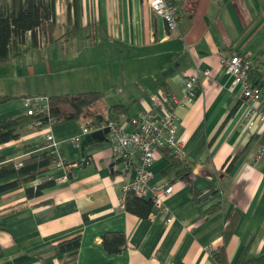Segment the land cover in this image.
<instances>
[{"label": "crops", "instance_id": "crops-1", "mask_svg": "<svg viewBox=\"0 0 264 264\" xmlns=\"http://www.w3.org/2000/svg\"><path fill=\"white\" fill-rule=\"evenodd\" d=\"M150 1L80 0L74 25L72 12L67 23L72 0L60 2L64 18L57 15V0L49 44L30 49L26 35L28 51L0 66V96L19 98L0 105V121L24 116L29 97L99 92L103 100L92 112L104 119L110 108L122 106L125 113L116 120L123 125L150 108L151 94L174 97L182 102L175 108V135L191 173L184 179L164 173L172 155L158 151L149 185H172L173 192L163 198V214L152 209L153 217L141 219L125 211L121 189L132 181L135 164L124 170L108 136L87 145L86 163L78 165L88 121L41 130L25 125L17 140L0 145V165L58 153L67 169L54 165L29 185L0 191V264H218L212 253L233 217L226 264H235L249 240L251 256L264 254V111L240 87L230 90L221 64L236 54L264 83V0H165L178 10L174 30ZM194 76L196 95L185 98V80ZM249 109L256 115H247ZM46 135L54 147L46 148ZM16 180L1 179L0 188ZM45 180L54 184L27 200L25 190ZM116 232L125 235L126 248L108 255L102 237ZM75 238L80 247L70 262L69 254L56 250Z\"/></svg>", "mask_w": 264, "mask_h": 264}, {"label": "trees", "instance_id": "trees-1", "mask_svg": "<svg viewBox=\"0 0 264 264\" xmlns=\"http://www.w3.org/2000/svg\"><path fill=\"white\" fill-rule=\"evenodd\" d=\"M56 0H0V66L8 64L12 59L17 58L28 51L23 48L26 35L30 36V49H37L41 35L48 33V43L51 41L52 32L55 27V6ZM80 0H72L67 6V23L71 22V12L74 25L77 24L80 17ZM257 72L251 67L248 70V80L259 89L264 90V83H258ZM23 98V97H22ZM8 96H0V105L16 100ZM21 99V98H20ZM103 100V94L99 92H89L80 94H67L49 96V114L53 119V124L77 121H88V125L96 127L109 121H117V116L125 113L122 106H115L108 110L106 118H102L97 113L92 112L93 107L97 106ZM236 108L230 112V115ZM47 116L43 123L46 125ZM35 117L27 115L0 121V145L17 140L19 130L33 122ZM40 129V128H36ZM239 156H235L236 160ZM57 156L54 154L43 153L40 156L29 157L17 163L0 165V180L15 175L17 180L0 191L7 190L22 185H29L50 170L56 164ZM171 164L164 173L175 172L177 178L184 179L191 173V164L183 158L170 156ZM2 159L0 158V162ZM233 163V162H232ZM229 164L227 170H230ZM53 181L45 180L36 187H29L25 190L27 200L39 197L42 191L51 187ZM124 209L126 212L135 215L141 219H148L151 216L153 202L150 199L139 198L132 192H127L124 198ZM237 218L232 220L224 227L223 243L216 251L212 253L213 258L218 264H226V245L230 239ZM252 240L242 247L235 264H264V254L251 256L249 254ZM101 245L108 255H117L126 248V238L123 233H107L102 237ZM80 241L75 238L71 241L62 243L58 246L56 252L58 255L69 254V261L76 259Z\"/></svg>", "mask_w": 264, "mask_h": 264}, {"label": "built area", "instance_id": "built-area-1", "mask_svg": "<svg viewBox=\"0 0 264 264\" xmlns=\"http://www.w3.org/2000/svg\"><path fill=\"white\" fill-rule=\"evenodd\" d=\"M151 10L158 16L164 19L170 30H174L178 23V10L174 5L167 3L165 0H152L149 3ZM58 15V13H57ZM55 10V22H57ZM29 35V34H28ZM48 33L42 34L38 42V49L47 46ZM221 64L225 73L231 78V88L240 87L242 95L248 101H260L261 108L264 111V97L259 88L250 86L248 80L249 64L240 56L232 54L221 60ZM207 77L209 74H203ZM198 78L190 77L185 80L186 96L192 98L196 95ZM150 108L139 115L130 117L126 124H119L116 121H109L96 127L93 125H85L81 129L82 136H87L98 130L108 128L107 134L109 143L112 146L114 155L119 159L126 170L132 164H135V173L130 183L121 187L123 193L132 192L139 198L150 199L153 202V209L157 215L163 214V198L168 197L173 192L172 185H155L150 186L151 180V165L158 151L165 149L171 155L183 158L182 147L180 141L175 135V125L177 116L175 114L176 106L182 102L174 97L163 99L157 94L149 96ZM26 113L29 117H35L31 123L33 127L40 128L50 127L53 124V119L48 117L49 101L47 97H29L24 100ZM247 115H256L249 109ZM47 116V124L44 125V117ZM248 116V117H249ZM264 119V116L261 118ZM129 126L130 131L126 130ZM72 145L79 146V139L75 138ZM45 146L47 149L54 147V141L51 136H45ZM55 166L57 168L67 169L64 160L58 153ZM123 170V171H124ZM66 177H64L65 179ZM153 217L152 213L150 218ZM166 223H169L170 218H165Z\"/></svg>", "mask_w": 264, "mask_h": 264}, {"label": "water", "instance_id": "water-1", "mask_svg": "<svg viewBox=\"0 0 264 264\" xmlns=\"http://www.w3.org/2000/svg\"><path fill=\"white\" fill-rule=\"evenodd\" d=\"M109 130L108 128L102 129V130H98L95 131L93 133H90L89 135H87L85 137V139L83 140V142L81 143V158L82 160L78 162V165H85L86 163V159H84V150L85 147L89 144H92L94 141L98 140V141H107L106 136L108 134Z\"/></svg>", "mask_w": 264, "mask_h": 264}, {"label": "rangeland", "instance_id": "rangeland-1", "mask_svg": "<svg viewBox=\"0 0 264 264\" xmlns=\"http://www.w3.org/2000/svg\"><path fill=\"white\" fill-rule=\"evenodd\" d=\"M57 1V0H56ZM60 2H62V0H58V5H57V8H58V14L60 15V16H63L62 18H64L65 17V3H60ZM64 21V20H63ZM33 54H35V53H33Z\"/></svg>", "mask_w": 264, "mask_h": 264}]
</instances>
